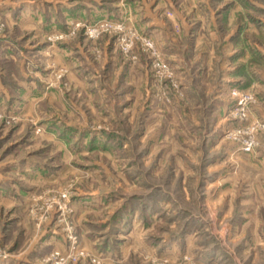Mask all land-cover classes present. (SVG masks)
<instances>
[{"label": "rangeland", "instance_id": "374dc122", "mask_svg": "<svg viewBox=\"0 0 264 264\" xmlns=\"http://www.w3.org/2000/svg\"><path fill=\"white\" fill-rule=\"evenodd\" d=\"M0 264H264V0H0Z\"/></svg>", "mask_w": 264, "mask_h": 264}, {"label": "built area", "instance_id": "2783aa9c", "mask_svg": "<svg viewBox=\"0 0 264 264\" xmlns=\"http://www.w3.org/2000/svg\"><path fill=\"white\" fill-rule=\"evenodd\" d=\"M248 144V143H247ZM249 146H245L246 149H248Z\"/></svg>", "mask_w": 264, "mask_h": 264}]
</instances>
